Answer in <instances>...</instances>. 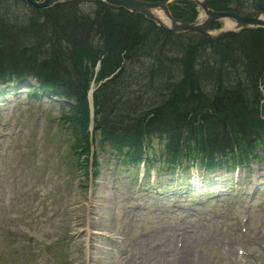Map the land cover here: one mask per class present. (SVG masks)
<instances>
[{
    "label": "rangeland",
    "instance_id": "obj_1",
    "mask_svg": "<svg viewBox=\"0 0 264 264\" xmlns=\"http://www.w3.org/2000/svg\"><path fill=\"white\" fill-rule=\"evenodd\" d=\"M3 4H7L3 1ZM75 14L72 15V18ZM172 57L170 56V59ZM178 89L179 86L174 83ZM24 88L19 91V94L9 100V104L0 107V126H6L7 129L16 123V119L30 118L29 112L32 110V104L29 103L28 97L23 92ZM43 107V114L48 115L47 111L50 110L51 115H56V106H53L49 102ZM1 128V127H0ZM264 157V156H263ZM221 174H225L222 173ZM260 174H262L260 172ZM113 169V163L101 160L98 170V176L91 180L90 190L82 189L76 194V206L74 212V218L71 220L70 227L74 232L85 230L83 234V241L88 244L89 264H122L120 256L123 252L129 253L133 250L134 254H142L147 252V258L151 253L157 258L160 255V251L156 250L160 248V243L167 236L171 235L170 222L166 221V217L162 218V215L153 214L150 212H139L133 217V213L128 212L127 206H131L127 203V195L133 191L132 187L128 184L125 174L116 176ZM154 177V175H153ZM226 192H222L225 194ZM26 203L13 198L9 200L8 207L0 201V232L10 228L16 232L27 234V236L37 235L41 239H45V236L50 235L52 232L56 235V230L51 226L44 224H37L33 220V215L26 210ZM219 205L217 204L212 208L202 209L201 214H208L210 212L217 213ZM183 210L188 211L191 214H195L191 207L185 206ZM254 215L249 225V237L248 240L251 243L252 254L254 264H264V220L262 226L257 221L258 208L253 205ZM18 213H23L17 215ZM201 225L199 227L198 225ZM194 225L196 230L195 238L193 239V248L199 246L201 250H198V262L197 264H219L215 258L216 245H220L221 240H227L229 237L218 230V224L212 228L206 227V222H201ZM202 233H201V231ZM38 232V233H37ZM97 232L108 233L112 236L119 238L117 243L108 242L103 239H97L94 234ZM89 238V239H87ZM143 240L148 241V246L157 245L154 251L142 248ZM136 242V243H135ZM139 242H142L139 244ZM94 245H100L105 249L99 250L93 247ZM167 246V245H166ZM168 248H173L168 245ZM198 249V248H197ZM164 253V264L171 260L172 249L168 250L164 248L161 250ZM166 252V253H165ZM163 256V254H162ZM163 256V258H164ZM14 264H45L44 261L35 263L32 259L22 257ZM84 264H87L85 259ZM161 264V263H160Z\"/></svg>",
    "mask_w": 264,
    "mask_h": 264
},
{
    "label": "trees",
    "instance_id": "obj_2",
    "mask_svg": "<svg viewBox=\"0 0 264 264\" xmlns=\"http://www.w3.org/2000/svg\"><path fill=\"white\" fill-rule=\"evenodd\" d=\"M49 20V26L46 28V24L36 25L35 27L37 29H32L30 32L34 33L37 37L34 39L37 41H41L43 43H46L44 48H51V51L46 52L45 56H42V61H37V58L35 55L26 53L22 49L19 48L20 45H23L21 43H24L25 41V35L23 32L20 31L19 28L17 30L8 28V27H2L0 26V36L5 33L12 34L15 38L12 40V42H15L17 44V48L11 51H7L6 55L0 54V67L7 61H13V62H23L27 64L29 68L36 74L40 75L42 79L46 81H51L54 83L61 82L62 75L61 73H64L65 70L62 67L63 64L67 63L71 59V52L70 49L74 45V41L76 40V35H78L81 30H74L71 28L70 23L75 19V17L72 18V16L64 17L63 16H56L53 13H50L48 15ZM96 20H92L90 23L95 24L98 22H101L100 29L104 31V34L109 33V22H107L105 19H99L98 16L95 17ZM79 20V19H78ZM77 20V21H78ZM118 18L115 19V22H118ZM67 22V23H66ZM66 23V24H65ZM69 26L68 28H63V25ZM45 28L44 30H39L41 28ZM54 27V29H53ZM96 26H91V29H89V33L94 34L92 32L95 31ZM98 27V26H97ZM59 29V31H57ZM66 30H69V32L72 34V39L70 36L66 34ZM52 32H56V36L52 35ZM74 32V33H73ZM116 33L121 34L124 32V29L117 28L115 30ZM115 35V34H114ZM29 41V40H28ZM27 42V41H26ZM253 50L258 56V53L260 52L259 46L253 45ZM15 63V64H16ZM235 93L238 96L240 95L239 92L235 91Z\"/></svg>",
    "mask_w": 264,
    "mask_h": 264
},
{
    "label": "bare ground",
    "instance_id": "obj_3",
    "mask_svg": "<svg viewBox=\"0 0 264 264\" xmlns=\"http://www.w3.org/2000/svg\"><path fill=\"white\" fill-rule=\"evenodd\" d=\"M86 17L88 18L89 16H86ZM100 25H101V23H100ZM70 26L74 30L88 31L89 29H91V23L87 19L83 23H80V24L79 23L73 24V21H72L70 23ZM53 29H54V27H53ZM57 31H59V29ZM110 31L111 30H109V32ZM132 31L133 30H130V32H132ZM23 34L26 37H25L24 43H21V44L27 43L28 40L29 41L30 40H35L34 38L37 37L34 33L30 32V31L23 32ZM51 34L56 36L57 33L56 32H52ZM66 34L68 36H70L71 39H72V34L69 32V30H66ZM14 38L15 37L12 34H10V33H5V34L1 35L0 36V51H11V50H14L15 48H17V44L15 42H12V40H14ZM253 45L254 46L255 45L259 46L256 43H252V44H250L248 46H243V47L240 48L239 54L241 56H244V57H248V58H251V59L259 60L260 59V54H261V47L259 46L260 52L258 53V56H257L256 53L253 50ZM136 51H137V49H136ZM139 52L140 51L135 52L134 54H138ZM261 64H262L261 61L257 62L256 65H252L251 69H249L246 72H242L241 76H237V79H236V82H235L236 86L234 88V91H237V92L241 93L242 88H245V89H248V90L252 89L254 87V85H255V82L258 79L257 75H260L259 65H261ZM158 73L160 75H162V76L166 75V72L161 70V69H158ZM226 90H231V89H226ZM171 94L172 93H170V96H172ZM224 95H225L224 98L220 99L218 102L211 101L210 104L206 107L208 111L212 112L218 119H220V124L219 125H212V126L209 125L208 126V130H210V133H213V130L219 132L222 129L223 130L226 129L225 117H226L227 112L229 110V106H234L239 101L238 95L235 94L234 92H228L227 94H224ZM251 95H252V93L245 94V96L242 97V101L249 103ZM204 96H205V94H201L200 95V99H202ZM176 98H177V93L174 94L172 102H169V103L175 104ZM240 99H241V96H240ZM189 100L192 101L191 98ZM179 103L183 104V103H186V102L183 101V100H179ZM201 109H203V108H201ZM201 109H199V110H201ZM239 115L241 117H243L245 115V112H244V110L242 108L239 110ZM204 131L205 130L195 131L193 133V135H192V141L197 140ZM215 134L217 135L218 133H215Z\"/></svg>",
    "mask_w": 264,
    "mask_h": 264
},
{
    "label": "water",
    "instance_id": "obj_4",
    "mask_svg": "<svg viewBox=\"0 0 264 264\" xmlns=\"http://www.w3.org/2000/svg\"><path fill=\"white\" fill-rule=\"evenodd\" d=\"M49 2H51V1H54V0H48ZM43 7H46V5H44V4H40V5H38V8H39V10H41Z\"/></svg>",
    "mask_w": 264,
    "mask_h": 264
}]
</instances>
